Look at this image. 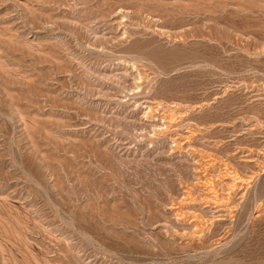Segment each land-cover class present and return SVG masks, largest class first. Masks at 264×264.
<instances>
[{
  "label": "rangeland",
  "instance_id": "1",
  "mask_svg": "<svg viewBox=\"0 0 264 264\" xmlns=\"http://www.w3.org/2000/svg\"><path fill=\"white\" fill-rule=\"evenodd\" d=\"M0 264H264V0H0Z\"/></svg>",
  "mask_w": 264,
  "mask_h": 264
}]
</instances>
